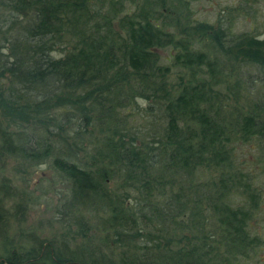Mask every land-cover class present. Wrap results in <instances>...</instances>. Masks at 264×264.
<instances>
[{
    "label": "trees",
    "instance_id": "16d2710c",
    "mask_svg": "<svg viewBox=\"0 0 264 264\" xmlns=\"http://www.w3.org/2000/svg\"><path fill=\"white\" fill-rule=\"evenodd\" d=\"M194 1L0 0V153L67 184L59 241L5 243L25 205L0 198V264H223L256 249L233 151L264 140V101L239 76L264 72V41L232 32L248 6L214 25Z\"/></svg>",
    "mask_w": 264,
    "mask_h": 264
},
{
    "label": "rangeland",
    "instance_id": "374dc122",
    "mask_svg": "<svg viewBox=\"0 0 264 264\" xmlns=\"http://www.w3.org/2000/svg\"><path fill=\"white\" fill-rule=\"evenodd\" d=\"M243 2L244 0H196L192 3V8L196 19L218 25V17L226 18L229 7L248 6L233 22L232 32L248 31L264 41V0H247V5H243ZM243 69L244 72L239 76L242 80H247V85H244L246 90L241 88L247 94L246 97L251 101L257 99L264 101V72L253 66H246ZM227 100L225 103H232L229 97ZM233 152L234 166L243 169V172L252 179L257 205L250 221V232L258 242L256 249L247 253L246 257H230L223 264H264V140L254 138L246 142H237ZM3 178L14 191L12 197L4 196L0 192L7 213H12L13 205L18 202L25 205L23 218L19 215V218H10L5 243L10 241L16 246L28 245L30 234L45 240L51 238L61 240L65 230L60 223L63 215L60 214L59 208L64 201L67 184L61 181L55 169L50 164H41L29 171L21 172L18 171L17 161L1 154L0 183ZM214 180H218L216 173ZM243 202L244 195L238 192L231 193L229 203L232 207L242 205ZM89 221L94 226L97 222L95 217H91ZM71 230L75 231L74 227ZM93 234L100 236L101 233L95 229ZM187 236L189 234L184 232V237ZM96 240L101 241L100 237Z\"/></svg>",
    "mask_w": 264,
    "mask_h": 264
}]
</instances>
